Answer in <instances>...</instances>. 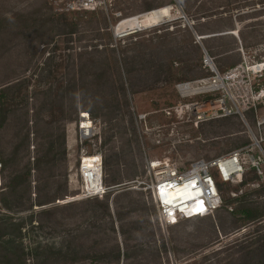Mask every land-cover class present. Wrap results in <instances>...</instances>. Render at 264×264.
<instances>
[{"label": "rangeland", "instance_id": "rangeland-1", "mask_svg": "<svg viewBox=\"0 0 264 264\" xmlns=\"http://www.w3.org/2000/svg\"><path fill=\"white\" fill-rule=\"evenodd\" d=\"M74 1L0 0V89H22L0 127L1 162L13 161L0 192V264H239L264 245V216L241 211L264 215V174L248 163L241 179L225 183L213 170L220 208L165 228L149 190L158 178L151 164L169 160L184 172L247 151L255 138L254 155L264 153V103L198 127L175 113L189 103L176 86L211 75L204 49L222 74L264 61V0H101L97 11H73ZM166 6L163 21L117 33L121 22ZM252 85L264 88V74ZM239 90L242 109L248 96ZM82 112L96 128L85 149L102 155L110 192L67 202L83 188ZM14 177L26 180L15 198Z\"/></svg>", "mask_w": 264, "mask_h": 264}, {"label": "built area", "instance_id": "built-area-1", "mask_svg": "<svg viewBox=\"0 0 264 264\" xmlns=\"http://www.w3.org/2000/svg\"><path fill=\"white\" fill-rule=\"evenodd\" d=\"M102 4L101 0H76L70 7L73 11H97ZM198 40L201 39L198 38ZM203 51V68L211 75L197 83L187 82L176 86L181 98L189 100V103H180L175 109V113L180 119H186V114L189 113L188 121H194L195 126L198 127L199 124L212 118L226 117L231 114L238 113L244 118L245 110L256 109L258 105L264 103V88L257 89L252 85L258 78L263 77L264 61L253 62V65L249 66L247 65L249 61L245 60L222 74L215 64V59L205 49ZM240 52L243 53V50ZM240 87L245 88L248 96V104L243 102L242 109H240V101L243 97L240 95ZM228 88H234L237 94L232 95ZM194 91L198 92L190 94ZM263 125L264 117L258 121L259 127ZM95 131L96 128L91 115L87 112L80 113L78 132L82 149L79 171L83 178V188L75 197H68L67 202L103 198L110 192V188L104 185L102 155H90L88 148L85 149L84 146L96 137ZM256 146L261 148L257 138H255L254 145L250 146L247 151L238 150L211 162L198 161L184 172L181 171L178 164L169 160L152 163L151 169L154 173L157 172L158 178L149 186V190L152 192L161 226L169 228L182 221L204 218L220 208L222 199L213 170L225 183L232 182L235 176L242 178L248 163L257 168L260 175H263L261 168L264 165V153L261 151L260 155L256 157L254 155ZM98 156L101 157L100 161L94 163L97 170L93 166L87 167L86 159ZM98 170L100 179L96 180ZM2 173L3 164L0 160V192L3 185ZM214 184L216 191L213 189ZM199 190H201L199 199L203 202L205 210L194 213L190 212L189 208L182 207L183 204H193L194 202L190 203L191 200H184L183 198L193 195V192Z\"/></svg>", "mask_w": 264, "mask_h": 264}, {"label": "trees", "instance_id": "trees-1", "mask_svg": "<svg viewBox=\"0 0 264 264\" xmlns=\"http://www.w3.org/2000/svg\"><path fill=\"white\" fill-rule=\"evenodd\" d=\"M122 62L125 65L128 62V58H125ZM119 75L121 76L120 73H119ZM19 91H22V89H20L18 87V85H16V84L9 85L7 87L0 89V111L3 113V116L0 119V127L7 120L8 114L10 112V110H9L10 104L15 99V94L18 93ZM252 112H253V110H252ZM2 162H3L2 163L3 164V171H5V169L9 166L10 162L12 163L13 161H11V159L9 161H5L3 159ZM3 179L5 180V177L3 178V173H2V181H3ZM17 179H19V178L14 177V181L12 182V185L10 186V193L8 195L9 197L12 196L13 198H15V195H18L20 186L24 185V183H26L25 179H23L22 182H20V181L17 182L16 181ZM2 187H3V185H2ZM218 187L221 190L222 186L218 185ZM6 198H2V200H1L2 206L6 209H12V208H10V205H9ZM40 205H44V204H40ZM241 211L244 215H246L248 217V219H250L252 221L260 220L264 216L261 212L255 211L254 209H250V208H244ZM0 221H2V220L0 219ZM14 226H17L18 227L17 231L21 232L23 227H24V224L22 223V224L14 225ZM5 244L9 245L11 243L6 242ZM7 259H8V256H7ZM239 264H264V245H262L258 248H255V249L250 248L249 251L242 258H240Z\"/></svg>", "mask_w": 264, "mask_h": 264}, {"label": "bare ground", "instance_id": "bare-ground-1", "mask_svg": "<svg viewBox=\"0 0 264 264\" xmlns=\"http://www.w3.org/2000/svg\"><path fill=\"white\" fill-rule=\"evenodd\" d=\"M171 16V7L170 6H166L164 8L155 10V11H151L145 15L142 16H137L131 19H127L123 22L120 23V25L118 26L117 29V33L119 34H123V33H131L132 31H135L136 29L142 27V26H146V25H151V24H155L158 22L163 21L165 18H168ZM198 91H194V92H190V94L192 93H197ZM101 157H91V158H87L86 159V165L87 167H94V169L97 170V168L95 167L94 163L100 161ZM99 170L96 173V180L100 179V175H99ZM239 177V176H238ZM237 176H235V178H238ZM241 178V177H239ZM215 191L216 189V185L214 184V188ZM200 192L201 190H199L198 192L195 191L192 194L193 195H189L184 197V200H191L190 203L194 202L193 204H183L182 207H186L189 208L190 212H202L205 210V207L203 205V202H201V199H199L200 196Z\"/></svg>", "mask_w": 264, "mask_h": 264}]
</instances>
